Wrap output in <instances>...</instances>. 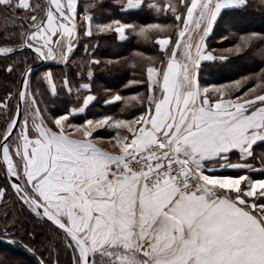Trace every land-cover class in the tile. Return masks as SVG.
I'll return each instance as SVG.
<instances>
[{
	"label": "snow or ice",
	"instance_id": "obj_1",
	"mask_svg": "<svg viewBox=\"0 0 264 264\" xmlns=\"http://www.w3.org/2000/svg\"><path fill=\"white\" fill-rule=\"evenodd\" d=\"M252 8L0 0V239L22 257L10 264H264V27L252 30ZM259 15L264 25V0ZM102 39L135 47L102 59ZM250 52L258 71L202 81ZM33 63L47 69L35 79ZM98 68L121 70L120 88L94 89Z\"/></svg>",
	"mask_w": 264,
	"mask_h": 264
},
{
	"label": "trees",
	"instance_id": "obj_2",
	"mask_svg": "<svg viewBox=\"0 0 264 264\" xmlns=\"http://www.w3.org/2000/svg\"><path fill=\"white\" fill-rule=\"evenodd\" d=\"M83 0H81V4ZM250 3L253 4V8L250 9L255 15L252 19L255 20V24L252 30L259 31L261 27H264L262 24H257L258 21L261 22V17L259 15V2L256 0H250ZM111 6V0H105V7L108 8ZM113 13H115V9H113ZM134 19H138L140 21L137 22H151L145 19L144 16L136 15L132 17ZM223 47H229L228 44H222ZM130 47H135L134 42H129L128 44H114L112 40H105L100 41L99 49L97 50V55H99L102 59L104 58H112L115 57L117 54L119 55H126L130 50ZM82 51V48H81ZM35 64V63H33ZM258 64L259 60L257 56L250 52L247 55H240L239 58H232L230 65L225 67L224 69H217L213 68L208 71H205L201 74L202 81L206 80L209 82H224L227 78H235L240 75H247L251 74L252 72L258 71ZM40 68V69H39ZM34 70V77H38L43 71L47 69L39 67ZM52 71L56 74L57 83L62 79L61 76V68L52 64ZM67 71V70H65ZM209 72L212 74L209 75ZM123 73L121 70L113 68L110 71H103L102 68L96 69V78L94 89L97 87L109 88L111 90H116L120 88V79ZM128 93L126 92L125 95ZM42 108L44 107L41 105ZM50 110L54 109V106L49 103L48 105ZM259 150V149H258ZM3 215L0 216V222H2ZM47 228V226H45ZM20 249L14 248L7 243L0 242V260L3 261V264H10V262H17L22 259V257L16 255Z\"/></svg>",
	"mask_w": 264,
	"mask_h": 264
},
{
	"label": "crops",
	"instance_id": "obj_3",
	"mask_svg": "<svg viewBox=\"0 0 264 264\" xmlns=\"http://www.w3.org/2000/svg\"><path fill=\"white\" fill-rule=\"evenodd\" d=\"M83 4V3H82ZM54 64V63H53ZM90 111H94V112H104V111H107V112H112V111H118V109L116 108H108V109H103L99 106H96V107H93ZM102 132V130H101Z\"/></svg>",
	"mask_w": 264,
	"mask_h": 264
},
{
	"label": "rangeland",
	"instance_id": "obj_4",
	"mask_svg": "<svg viewBox=\"0 0 264 264\" xmlns=\"http://www.w3.org/2000/svg\"><path fill=\"white\" fill-rule=\"evenodd\" d=\"M257 2H259V0H256ZM257 24H261V22L260 21H258L257 22ZM214 43H216V41L214 40ZM40 69V68H39ZM35 79V78H34ZM42 107V106H41ZM3 182L2 181H0V184H2ZM10 199L8 200V203L10 204ZM3 211H4V208H3V205L2 204H0V216L1 215H3Z\"/></svg>",
	"mask_w": 264,
	"mask_h": 264
},
{
	"label": "water",
	"instance_id": "obj_5",
	"mask_svg": "<svg viewBox=\"0 0 264 264\" xmlns=\"http://www.w3.org/2000/svg\"><path fill=\"white\" fill-rule=\"evenodd\" d=\"M40 66L38 64H33V70H36L37 68H39ZM1 243H6V241H3L2 239H0Z\"/></svg>",
	"mask_w": 264,
	"mask_h": 264
}]
</instances>
